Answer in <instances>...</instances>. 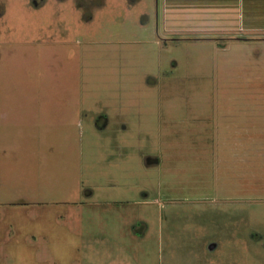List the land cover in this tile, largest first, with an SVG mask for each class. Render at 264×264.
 <instances>
[{"label": "rangeland", "instance_id": "obj_1", "mask_svg": "<svg viewBox=\"0 0 264 264\" xmlns=\"http://www.w3.org/2000/svg\"><path fill=\"white\" fill-rule=\"evenodd\" d=\"M222 1L0 0V264H264V0Z\"/></svg>", "mask_w": 264, "mask_h": 264}, {"label": "trees", "instance_id": "obj_2", "mask_svg": "<svg viewBox=\"0 0 264 264\" xmlns=\"http://www.w3.org/2000/svg\"><path fill=\"white\" fill-rule=\"evenodd\" d=\"M220 1H222V0H220ZM229 1L231 2L232 0H223L222 2L228 3ZM233 1L236 2V4H237L239 0H233ZM234 2H232V3H234ZM244 2H245V12L249 14V10H250V7H251L250 6V2L248 1L249 4H247L246 0H244ZM247 7L249 8V10H246V9H248Z\"/></svg>", "mask_w": 264, "mask_h": 264}, {"label": "crops", "instance_id": "obj_3", "mask_svg": "<svg viewBox=\"0 0 264 264\" xmlns=\"http://www.w3.org/2000/svg\"><path fill=\"white\" fill-rule=\"evenodd\" d=\"M262 136V135H261Z\"/></svg>", "mask_w": 264, "mask_h": 264}]
</instances>
